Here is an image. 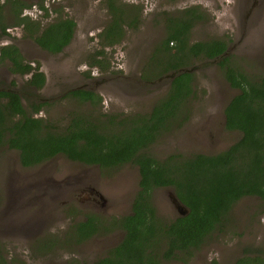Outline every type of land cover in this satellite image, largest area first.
<instances>
[{
	"label": "rangeland",
	"instance_id": "374dc122",
	"mask_svg": "<svg viewBox=\"0 0 264 264\" xmlns=\"http://www.w3.org/2000/svg\"><path fill=\"white\" fill-rule=\"evenodd\" d=\"M115 1L129 20L137 18V24L136 28L124 27L121 41L109 46L100 37L110 20L106 0H21L39 29L67 18L75 23L74 35L60 53L51 54L37 47L24 26L16 27L4 16L8 36L0 33V48L16 46L22 59L43 73L46 83L32 95L25 87L28 76L13 77L0 64V87L7 80L14 82L12 89L20 92L23 108L30 113L32 104L41 105L35 117L56 131L79 115L103 125L114 121L116 126L109 129L132 117L147 116L166 96L174 73L157 67L159 60L169 56V51L156 50L166 37L165 21L191 8L202 19L188 32V44L223 39L228 45L227 65L252 81L264 76V0ZM218 62L189 60L186 70L192 73V93L170 130L147 148V154L158 160L170 155H213L240 138L239 132L224 126V108L239 90L225 80L224 67ZM77 89L92 92L99 101L82 103L69 96ZM138 181L137 167L131 165L101 169L58 155L24 168L17 151L0 148V254L4 264H90L105 257L123 238L120 227L110 222L130 214ZM172 197L171 189L151 193L162 223L178 216ZM91 215L98 220L97 233L76 243L72 238L75 225ZM246 250H259L264 259V202L256 197L236 202L221 229L190 256L183 255L185 261L162 260L161 264H234Z\"/></svg>",
	"mask_w": 264,
	"mask_h": 264
},
{
	"label": "trees",
	"instance_id": "16d2710c",
	"mask_svg": "<svg viewBox=\"0 0 264 264\" xmlns=\"http://www.w3.org/2000/svg\"><path fill=\"white\" fill-rule=\"evenodd\" d=\"M110 20L100 34L107 45L121 41L124 27L136 28L137 18L128 14L115 0H106ZM28 5L21 0H0V31L6 33L4 16H11L15 26H24L28 36L42 50L60 53L72 40L75 23L58 19L39 29L30 17L21 11ZM42 10H45L41 6ZM202 19L197 9L185 10L180 16L165 21L166 37L158 49L168 52L167 59L157 62L163 72L186 68L190 59L214 60L229 85L238 89L224 108L225 129L240 133V138L226 150L213 155L194 154L186 158L170 155L158 160L146 153L150 145L176 121L181 106L190 96L192 73L175 76L166 96L149 115L132 117L107 125L79 115L74 116L62 131H56L42 118L35 117L41 105L31 106L28 113L20 98L13 93H0V148L18 152L19 164L24 168L40 165L62 155L72 162L97 165L101 169H116L124 165L137 167L139 190L132 202L130 214L112 225L123 232L121 242L107 255L90 264H161L165 261H185L217 230L221 229L232 206L246 197L264 202V76L256 81L227 65L229 56H223L227 41L214 39L188 44V32ZM41 30V31H40ZM174 49V52L170 50ZM98 55V52H97ZM99 56V55H98ZM11 62V72L26 75L34 70L28 86L39 89L44 75L23 63L14 45L0 48V63ZM97 63V62H96ZM69 96L82 103L94 104L99 98L86 90H74ZM156 189H171L176 199L188 210L184 216L162 223L156 216L151 193ZM98 220L87 216L85 222L75 225L72 238L82 243L98 231ZM250 251V252H249ZM234 264H264L259 250H249ZM0 254V264H4Z\"/></svg>",
	"mask_w": 264,
	"mask_h": 264
},
{
	"label": "flooded vegetation",
	"instance_id": "af4514ba",
	"mask_svg": "<svg viewBox=\"0 0 264 264\" xmlns=\"http://www.w3.org/2000/svg\"><path fill=\"white\" fill-rule=\"evenodd\" d=\"M7 15V17L10 19L11 18V16H9L8 14H6ZM31 15V12H29L28 11V8H24L22 11H21V16L22 17H29V16ZM13 22V21H12ZM17 27V26H16ZM6 29H7V27H6ZM0 33H1V31H0ZM28 33V32H27ZM2 34V33H1ZM3 36H8V33L6 32L5 34H2ZM6 46H8V45H6ZM16 47V46H15ZM37 47H39V46H37ZM17 48V47H16ZM40 48V47H39ZM41 49V48H40ZM17 50H18V52H19V54H20V56L22 57V55H21V53H20V50L17 48ZM47 52V51H46ZM23 60V59H22ZM23 63H25V64H29V63H26L24 60H23ZM0 64H4L6 67H7V70H6V72L9 74V75H13V77H17V75L18 76H21V77H25V76H28L29 78H28V80L31 78V76H32V74H33V72H34V70H31L30 71V73H28V74H26V75H20V74H18V73H14V72H11V70H10V68H11V62L8 60V59H5V61H4V63H0ZM30 66H32L31 64H29ZM33 68H36L37 66H32ZM38 68V67H37ZM39 70V69H38ZM42 73V72H41ZM43 74V73H42ZM44 78H45V76H44ZM27 80V81H28ZM6 85H4V86H2V87H0V93H13V94H15V95H17L19 98H20V101H21V96H20V92L18 91V90H14V89H12V85H14L12 82H10L9 80H7L6 82ZM10 83H11V85H10ZM45 83H46V80L44 79V84L39 88V89H36L35 88V86H28L27 85V82H26V85H25V87L30 91V93L32 94V95H34L37 91H39V90H41V89H43V87L45 86ZM77 90H81V89H77ZM72 91H74V90H72ZM72 91H70V92H72ZM70 92H69V94H70ZM0 98H5V97H0ZM27 112V111H26ZM88 166H97V165H88ZM99 167V166H98ZM86 220V219H85ZM73 235V234H72ZM87 240H89V239H87ZM86 240V241H87ZM117 246V245H116Z\"/></svg>",
	"mask_w": 264,
	"mask_h": 264
},
{
	"label": "water",
	"instance_id": "95a60500",
	"mask_svg": "<svg viewBox=\"0 0 264 264\" xmlns=\"http://www.w3.org/2000/svg\"><path fill=\"white\" fill-rule=\"evenodd\" d=\"M228 51V48L227 50L225 51V53L223 54V56H226L227 55V52ZM220 58H216L215 61H219ZM184 72H190L188 70H186V68H183V69H180L177 73H172L173 75H171L170 77L174 78L175 76H177L179 73H184ZM172 78V79H173ZM172 203L173 205L175 206L177 212H178V215L179 216H184L188 213V210L176 199V197H172Z\"/></svg>",
	"mask_w": 264,
	"mask_h": 264
}]
</instances>
